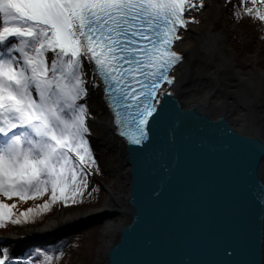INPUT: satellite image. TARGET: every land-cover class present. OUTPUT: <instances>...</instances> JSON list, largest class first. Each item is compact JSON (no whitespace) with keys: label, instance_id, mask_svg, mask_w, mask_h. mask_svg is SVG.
Masks as SVG:
<instances>
[{"label":"snow or ice","instance_id":"obj_1","mask_svg":"<svg viewBox=\"0 0 264 264\" xmlns=\"http://www.w3.org/2000/svg\"><path fill=\"white\" fill-rule=\"evenodd\" d=\"M229 6L237 18L264 22V0H224ZM213 7L207 0H0V196L47 195L19 215L15 203L0 200V225H22L83 199L100 171L90 143L92 90L103 92L120 137L150 147L152 125L163 121L162 105L175 99L190 63L179 45ZM203 51L216 68L213 80L228 71L211 30ZM254 87L246 76L233 85L236 92ZM259 87L264 92V77ZM55 251L34 249L26 264H54ZM0 264L20 262L3 247Z\"/></svg>","mask_w":264,"mask_h":264},{"label":"water","instance_id":"obj_2","mask_svg":"<svg viewBox=\"0 0 264 264\" xmlns=\"http://www.w3.org/2000/svg\"><path fill=\"white\" fill-rule=\"evenodd\" d=\"M188 70L179 73L175 99L162 105L163 121L152 125L150 147L130 145L115 131L121 168L112 171L125 188L122 209L75 213L82 217L43 230L51 216L0 244L17 256L111 219L118 238L108 243L105 264H264V140L240 131L202 89V100L191 104Z\"/></svg>","mask_w":264,"mask_h":264},{"label":"bare ground","instance_id":"obj_3","mask_svg":"<svg viewBox=\"0 0 264 264\" xmlns=\"http://www.w3.org/2000/svg\"><path fill=\"white\" fill-rule=\"evenodd\" d=\"M220 1L222 3L219 5V10L222 12V10L226 8L222 7L224 0ZM207 2L215 5L219 0H207ZM214 9L215 7L197 17L202 19L204 23L200 26H191L193 31L186 34L188 37L187 42L179 45L181 49H187L191 58L190 63L187 64L189 70L185 83L187 85H185L187 93L189 94L188 99L191 104L195 105L202 100L203 95L204 97L208 95L216 96L217 102L223 107L222 111L232 120L233 124L240 131L253 138L264 140V92H262L259 87L264 75H261V79H259L249 71L241 69L237 62L231 59L232 54L224 47V44H228V40L220 31L211 26L210 18ZM210 30L214 33L215 42L219 49L220 57L222 58L218 60V63H222L228 69L227 72L220 75L215 80L209 75V72L216 71V68L208 64L203 51ZM191 60L195 62L193 63ZM241 76L251 77L256 82V87L251 89L242 88L240 92H236L233 85ZM183 88L185 87L183 86ZM200 89H202L203 95L200 94ZM213 93H215V95H213ZM200 95H202V97H199ZM88 103L90 105V111L96 116L95 121H89L90 127L95 128V137L100 143L101 148L107 151V154L115 158V161L112 162V168L115 173V171L121 168L119 158L116 156L118 155L117 151L119 148L116 147L113 141V136L116 134L117 130L113 125V118L103 99V92L92 90ZM112 148L116 149L115 152H111ZM116 178L119 180L118 176ZM121 187L120 191L114 188L109 189L110 199L106 209H122L126 193L123 185ZM81 217L82 214L65 215L63 213H57L47 222L43 230L53 229L65 225L68 222L77 221ZM114 222L115 221L109 219L103 226L105 232L104 236L109 238V243L111 241L115 243L116 240L114 238H117V230L116 227H114ZM20 235L21 234H14V238Z\"/></svg>","mask_w":264,"mask_h":264},{"label":"rangeland","instance_id":"obj_4","mask_svg":"<svg viewBox=\"0 0 264 264\" xmlns=\"http://www.w3.org/2000/svg\"><path fill=\"white\" fill-rule=\"evenodd\" d=\"M236 2L239 3V0H236ZM221 3L222 2L219 0V2L215 4V9L210 18L211 26L220 31L221 34H223L228 40V44L225 41L226 44H224V47L232 54L231 59L237 62L241 69L249 71L251 74L261 79V75H264V59H262L264 57L259 56L253 57L251 59H245L244 56V58L241 56H235L236 53L231 47L228 35L233 29L235 31L241 30L239 18L234 16L231 6L226 7V9H223L222 12H220L219 5ZM248 6L252 5L249 4ZM257 47H259L261 50L263 48L262 44H258ZM91 128L93 129L94 134L92 137H90V143L91 146L92 143L95 146V150L106 172V175L99 172L89 178L88 187L84 190L85 194L83 197L86 198L90 208L81 209L69 214L81 212L89 213L92 211L105 209L107 208V203L110 199L109 189L114 188L117 191H120L122 188L119 180L116 178L117 176L112 171V162L115 161L113 156H110L107 154V151L101 148L100 143L95 137V128ZM14 200L18 199L14 197ZM57 213H63V211L58 210L56 214ZM104 233L103 225L100 224L98 226H93L90 233H88L84 239L79 241V243L74 244V246H72L66 252V254L63 256V262L65 264H105L109 238H106ZM116 236L118 238V234ZM117 238L114 239L116 240Z\"/></svg>","mask_w":264,"mask_h":264},{"label":"trees","instance_id":"obj_5","mask_svg":"<svg viewBox=\"0 0 264 264\" xmlns=\"http://www.w3.org/2000/svg\"><path fill=\"white\" fill-rule=\"evenodd\" d=\"M251 7V6H249ZM241 11H243V7L241 6ZM240 22V29L239 31H235L234 29L230 31L228 37L229 41L231 43L232 49H234L236 55L235 56H241L245 57V59H251L253 57H264V22H261L259 20L253 19L247 15L239 17ZM262 44V50L257 47V45ZM233 51V52H234ZM243 57V58H244ZM264 59V58H262ZM92 149L96 156V159L98 161L99 169L101 174H105L106 172L99 160L98 154L95 150V146L92 143ZM18 199V198H17ZM47 199V195L41 198L36 199H30L27 201H21V200H14V197L11 199H6L5 197L0 198V200H4L6 203L12 204L15 203L16 207L13 209L14 215H19L21 212L26 211L28 208H35V206L42 204L43 201ZM60 205V206H59ZM62 208V209H61ZM89 209V203L87 202L86 198L83 197L82 200L78 199V202L76 205H69V206H63L62 204H56L53 205L51 210L44 212L38 216L35 217L34 220H30L22 225H13L10 222H6L4 225H0V237L7 235L8 233L16 230L21 229L23 227H28L30 225L32 226H41L45 223V221L56 214L58 210H62L63 213L69 214L74 213L81 209ZM92 230V227L73 232L63 238L62 240L56 242L54 245H49L46 247L41 246H30L28 247L23 253L18 254L15 256L10 247L4 246L0 244V248L7 247L9 249V255L13 260H19L20 264H26V261L29 259H32L35 257L34 249H41L45 250L47 248L54 247L56 249L55 256L58 257L54 264H65L63 262V256L66 254V252L74 246V244L79 243L82 239L90 233ZM117 241V239H116ZM61 245H63V248H61ZM50 255H52V252H49ZM34 264H40V259H35Z\"/></svg>","mask_w":264,"mask_h":264}]
</instances>
